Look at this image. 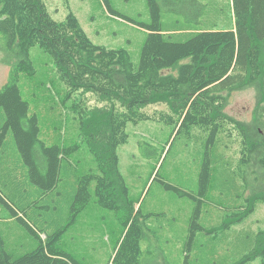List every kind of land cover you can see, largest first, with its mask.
<instances>
[{
	"label": "trees",
	"instance_id": "trees-1",
	"mask_svg": "<svg viewBox=\"0 0 264 264\" xmlns=\"http://www.w3.org/2000/svg\"><path fill=\"white\" fill-rule=\"evenodd\" d=\"M104 2L108 6L107 1ZM204 2L147 0L150 24L126 19L149 32L140 63L136 65L127 49L95 45L73 13L64 21H56L44 0H0L1 63L10 67L9 80L0 90V108L4 110L6 121L0 131V148L11 130L28 169L29 180L43 194L58 187L63 161L76 152L80 144L71 148L48 146L39 138V118L30 114L29 103L22 98L19 88L22 75L36 74L31 49L39 46L52 57L59 79L68 87L67 99L81 96L74 111L80 116L81 142L94 156L97 173L89 172L78 179L68 226L75 225L89 206L93 183L98 206L126 211L130 217L127 223L133 226L141 210L135 216V205L119 169L118 148L129 140L127 125L143 120L159 119L175 124L179 132L201 128L209 133L210 147L223 135L234 134L239 138L240 157L236 163L239 175L247 188L253 183L258 187L248 199V207L231 221H225L224 228L241 223L255 212L259 203L264 204V0H232L234 25L231 29L188 26L204 23L202 19L208 12ZM165 11L178 15L176 24L187 25L164 28ZM249 89L255 92L256 107L253 119L244 122L230 116L226 109L234 93ZM89 97H96L105 107H89ZM159 104H165L170 113L149 116L143 112ZM211 177L212 160L207 151L200 174V198L165 185L166 189L199 202L190 226V241L194 240L196 231H205L198 222L200 201L207 194ZM0 201L39 240L35 250L14 259L6 251L0 232V264H80L57 247L66 229L41 240L1 193ZM138 253L136 238L125 256L127 264H136ZM258 258L264 264V230L259 232L253 252L240 264ZM116 261L117 258L115 264Z\"/></svg>",
	"mask_w": 264,
	"mask_h": 264
},
{
	"label": "rangeland",
	"instance_id": "rangeland-1",
	"mask_svg": "<svg viewBox=\"0 0 264 264\" xmlns=\"http://www.w3.org/2000/svg\"><path fill=\"white\" fill-rule=\"evenodd\" d=\"M44 1L54 20L64 21L73 13L95 45L127 49L134 63H140L149 32L126 19L150 24L147 0H106L108 6L104 0ZM205 3L211 21L188 26L216 30L233 27L229 0H205ZM109 8L117 16L112 15ZM177 17L163 12L164 28L187 25L176 24ZM30 57L36 74L22 75L19 88L22 98L29 103L30 114L39 118V138L48 146L71 148L80 144V148L63 161L58 187L47 194L29 180L28 169L11 130L1 145L0 193L41 240L66 229L57 247L80 264H115L116 258V264H127L125 256L136 238L140 249L136 264H240L253 252L257 236L264 230V204L259 203L255 212L241 223L229 229L223 226L248 207V199L258 187L253 183L247 188L239 175L236 165L240 157L239 138L234 134L223 135L210 147L209 133L201 128L179 132L175 124L159 119L129 123L126 130L129 140L118 148L119 169L135 205V216L141 210L133 226L127 223L130 217L126 211L98 206L95 183L90 189L89 206L75 225L68 226L78 179L89 172L97 173V164L89 148L81 142L80 116L74 111L81 96L67 99L68 87L59 79L52 57L39 46L31 49ZM9 68L1 63L0 55V90L9 80ZM89 98V107H105L96 97ZM255 107L256 95L249 89L234 93L226 112L240 121L250 122ZM143 112L149 116L170 113L165 104L149 106ZM5 122L4 110L0 108V131ZM207 151L212 160V177L207 194L200 201L198 221L205 231H196L194 240L190 241V226L199 202L168 190L165 185L200 198V174ZM0 232L6 251L14 259L39 246V240L1 201ZM248 264L263 263L258 258Z\"/></svg>",
	"mask_w": 264,
	"mask_h": 264
},
{
	"label": "crops",
	"instance_id": "crops-1",
	"mask_svg": "<svg viewBox=\"0 0 264 264\" xmlns=\"http://www.w3.org/2000/svg\"><path fill=\"white\" fill-rule=\"evenodd\" d=\"M205 1V0H204ZM205 3V2H204ZM229 6L232 8V0H229ZM203 22H208V21H211V14L210 12L208 11L206 14H205V18L202 19ZM212 30V29H210ZM216 30V29H215ZM1 59H2V56H1ZM3 64V63H2ZM4 65V64H3ZM6 66V65H5ZM8 67V66H7ZM9 68V67H8ZM10 76V68L8 70V77ZM3 115V114H2Z\"/></svg>",
	"mask_w": 264,
	"mask_h": 264
},
{
	"label": "bare ground",
	"instance_id": "bare-ground-1",
	"mask_svg": "<svg viewBox=\"0 0 264 264\" xmlns=\"http://www.w3.org/2000/svg\"><path fill=\"white\" fill-rule=\"evenodd\" d=\"M263 64V63H262ZM260 69H261V67H260Z\"/></svg>",
	"mask_w": 264,
	"mask_h": 264
}]
</instances>
